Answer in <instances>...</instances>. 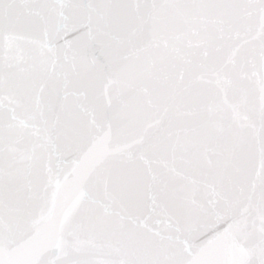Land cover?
Returning <instances> with one entry per match:
<instances>
[{
	"label": "snow or ice",
	"instance_id": "6c2138e0",
	"mask_svg": "<svg viewBox=\"0 0 264 264\" xmlns=\"http://www.w3.org/2000/svg\"><path fill=\"white\" fill-rule=\"evenodd\" d=\"M0 264H264V0H0Z\"/></svg>",
	"mask_w": 264,
	"mask_h": 264
}]
</instances>
